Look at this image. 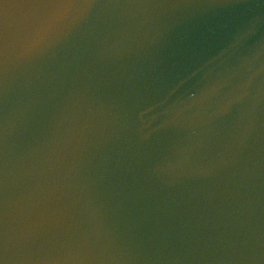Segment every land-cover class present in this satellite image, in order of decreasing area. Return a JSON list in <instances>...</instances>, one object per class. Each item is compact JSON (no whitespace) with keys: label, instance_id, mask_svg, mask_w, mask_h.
I'll return each instance as SVG.
<instances>
[{"label":"water","instance_id":"95a60500","mask_svg":"<svg viewBox=\"0 0 264 264\" xmlns=\"http://www.w3.org/2000/svg\"><path fill=\"white\" fill-rule=\"evenodd\" d=\"M0 264H264V0H0Z\"/></svg>","mask_w":264,"mask_h":264}]
</instances>
